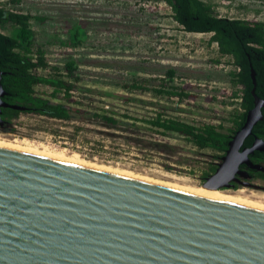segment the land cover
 <instances>
[{"label": "water", "instance_id": "1", "mask_svg": "<svg viewBox=\"0 0 264 264\" xmlns=\"http://www.w3.org/2000/svg\"><path fill=\"white\" fill-rule=\"evenodd\" d=\"M2 74L0 126L2 106H17ZM252 78L255 105L207 189L260 186L239 167L264 150L239 148L263 117L253 67ZM0 264H264V206L0 139Z\"/></svg>", "mask_w": 264, "mask_h": 264}, {"label": "rangeland", "instance_id": "2", "mask_svg": "<svg viewBox=\"0 0 264 264\" xmlns=\"http://www.w3.org/2000/svg\"><path fill=\"white\" fill-rule=\"evenodd\" d=\"M211 1L222 15L264 20V0ZM0 4L35 16L31 19V39L43 44L51 65L55 64L41 67L39 72L43 74L61 76L66 57H74L90 75L106 79L119 74H162L167 66H172L178 69L173 82L186 87L189 93L180 102L142 94L134 99L140 104L119 103L117 107L143 113L148 108L152 110L150 106L159 105L182 118L214 119L213 113L225 105L222 100L233 99L227 95L231 93L228 73L234 65L227 62L228 56H222L217 41L211 39L212 32L186 30L165 0H0ZM16 27L15 23H6L1 29L14 34ZM145 98L148 103L143 102ZM141 105L149 107L144 109ZM209 106L216 108L211 112ZM227 107L241 109L239 103L233 102ZM38 119V114L21 113L0 127V135L12 140L26 137L65 148L87 160L139 176L183 186H203L198 167L213 152L210 148L199 149L178 137L162 142L150 138L146 143L153 144L151 147L128 144L121 135H133L120 128H108L99 121L87 122L84 133L72 135V128ZM46 126L61 131L54 133L44 129ZM260 183L259 187L240 184L220 190L263 203L264 181Z\"/></svg>", "mask_w": 264, "mask_h": 264}, {"label": "trees", "instance_id": "3", "mask_svg": "<svg viewBox=\"0 0 264 264\" xmlns=\"http://www.w3.org/2000/svg\"><path fill=\"white\" fill-rule=\"evenodd\" d=\"M165 1L171 6L174 18L186 30L212 32L211 39L217 41L222 56H228L227 62L234 65L228 73L231 93L227 95L233 99L222 100L226 107L221 105L220 111L213 113L214 119L182 118L159 105L150 106L152 110L148 108L149 111L143 113L129 111L128 106L127 109L117 107L119 103L140 104L134 99L138 100V95L142 94L173 102L183 100L189 93L185 91L186 87L173 82L178 73L176 67L167 66L162 74H119L106 79L102 75L104 78L90 75L74 57H66L61 76L39 72L41 67H55V64L51 65L43 44L38 45L31 39V19L35 16L0 4V69L6 90L2 98L17 105L2 106V113L8 116V121L25 112L38 114V122L44 120L51 125L67 126L72 128V135L84 133L87 122H104L108 128H120L133 135H121L124 142L146 147L153 145L146 143L150 138L162 142L169 137H178L199 149H212L211 155L202 159L203 165L201 160L198 167L201 178L205 179L215 171L232 137L255 105L252 67L256 72V93L264 98V20L222 15L211 0ZM6 23L17 24L16 33L2 31L1 26ZM148 100L145 98L143 102L148 103ZM231 102L239 103L241 109L227 107ZM214 108L209 106L208 110L212 112ZM262 112L263 117L254 124L252 135L264 138V105ZM44 129L54 133L61 131L58 127L46 126ZM253 139L249 136L244 146ZM259 176H264V172L256 170V177Z\"/></svg>", "mask_w": 264, "mask_h": 264}, {"label": "bare ground", "instance_id": "4", "mask_svg": "<svg viewBox=\"0 0 264 264\" xmlns=\"http://www.w3.org/2000/svg\"><path fill=\"white\" fill-rule=\"evenodd\" d=\"M0 139L1 140H5V141L14 142V143L23 144V145L32 146V147H36V148H40V149H45V150L53 151V152H56V153H60V154L76 157V158H79V159H83V160H86V161H90V160L85 159L81 155H78L76 153L68 151L65 148L59 149V148L47 145V143L44 144L43 142L41 143L39 141L38 142L32 141V140H30L29 138H26V137L25 138H20V139L17 138V139L12 140L10 138H6V137H3V136L0 135ZM90 162H94V161H90ZM94 163H96V162H94ZM97 164H100V163H97ZM101 165L108 166V165H105V164H101ZM108 167H111V168H114V169H117V170H120V171H124V172H127V173L134 174V172L132 173L131 171H128V170H123V169L116 168V167H113V166H108ZM143 177H145V176H143ZM146 178H149V177H146ZM150 179H153V178H150ZM162 182H166V181H162ZM166 183H170V184L186 187V188L193 189V190L200 191V192H204V193H209V194H213V195H218V196H222V197H227V198H231V199H236V200L245 201V202H249V203H253V204L264 206V202L262 203L259 200L258 201H254L253 199L251 200L249 198H246V197L240 195L239 193L237 194V192L236 193H228V192H225L223 190H220V189H225L226 187L225 188L207 189L206 187H204V185L203 186H197V185L196 186H183V185H180V184H177V183H173V182H166ZM242 185H245V184H242Z\"/></svg>", "mask_w": 264, "mask_h": 264}, {"label": "flooded vegetation", "instance_id": "5", "mask_svg": "<svg viewBox=\"0 0 264 264\" xmlns=\"http://www.w3.org/2000/svg\"><path fill=\"white\" fill-rule=\"evenodd\" d=\"M2 117L4 118L5 120V123L0 126V127H3L5 125H7L8 123H11V120L8 121V116L7 115H4L2 113ZM235 135V134H234ZM249 136H252L254 137L252 143L250 144H246V146H244V142L246 141L247 138H249ZM260 139H264L263 137L261 136H257V135H252V132L247 134L244 139H243V142L240 144V150L243 151L244 148H248V147H254L253 144L259 142ZM249 156L250 158L252 159V161L254 162V164H258V166H260V164L263 166L262 168H259L258 166L257 167H251L249 166L247 163L245 162H241L239 163V167L241 168L242 171H246L250 174V177H251V181L252 183H256V184H261V182L264 181V176H259V177H256V170H260L262 172H264V150L260 149V148H257L255 147L254 148V152L253 153H249ZM236 176L240 179H243V175L236 172ZM205 180V179H204ZM230 182H232V185L230 186V188H233L232 186L236 185V184H241L239 183L237 180H230Z\"/></svg>", "mask_w": 264, "mask_h": 264}]
</instances>
